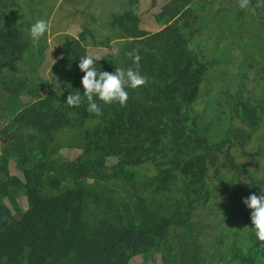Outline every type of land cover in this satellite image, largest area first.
Here are the masks:
<instances>
[{
    "label": "trees",
    "instance_id": "1",
    "mask_svg": "<svg viewBox=\"0 0 264 264\" xmlns=\"http://www.w3.org/2000/svg\"><path fill=\"white\" fill-rule=\"evenodd\" d=\"M170 1L176 11L166 4L154 20L172 29L174 46L184 43L188 63L183 67L161 36L140 29L138 18L111 13V35L102 44L113 42L114 50L98 52L96 66L135 69L129 55L135 49L146 83L127 89L123 107L97 100V116L86 111L77 67L89 55L84 43L65 37L57 65L61 87L43 95L47 83L36 75L38 56L36 63L23 56L21 30L30 24L9 16L18 0H0V88L6 92L0 264H102L104 254L114 264H212L218 255L233 264H264V241L241 202L264 188V39L250 35L242 42L249 19L264 28V7L248 0L239 8L241 0H234L233 11L219 4L205 14L201 0ZM206 22L211 34L203 40ZM214 30L232 34L240 50L250 48L247 63L229 66L240 71L236 81L231 77L235 91L229 69L214 74V63L201 55L215 45ZM16 62L25 65L27 77H15ZM246 71L258 77L259 100L242 98ZM75 91L82 103L70 107L64 101ZM251 139L259 141L255 151L248 149ZM72 152L74 166L64 158Z\"/></svg>",
    "mask_w": 264,
    "mask_h": 264
},
{
    "label": "rangeland",
    "instance_id": "2",
    "mask_svg": "<svg viewBox=\"0 0 264 264\" xmlns=\"http://www.w3.org/2000/svg\"><path fill=\"white\" fill-rule=\"evenodd\" d=\"M153 1L154 5L152 6ZM18 2L19 7H13L11 14H9L15 21H18L20 17L22 22L27 20V22L24 23H28L31 26L37 20L44 19L49 26L46 34L42 36L38 42H33L30 38V27L26 28L27 26H23L21 30L22 33L26 34L25 38L23 37L22 39L25 46L23 51L24 60L27 61V63H36V57L38 56L36 75L40 80L47 83L41 91L43 95L46 94L48 89L56 90L61 87V77L57 72V65L65 56L62 44L65 37L74 38L83 42L84 46L88 48L89 55H96L98 52L107 53L114 50L112 45L113 42L110 44L108 43L106 47L102 44L108 39V36L111 35V28L108 26L111 20V13H130L135 20L136 18L140 20V29L150 34L161 36L168 45L173 46L171 47L175 51V57L179 63H184L183 67L186 66L189 61V57H187L186 60L182 52L184 43L174 46L172 41L175 33L172 29H170L169 26L158 25L154 20V15L159 13L162 6L166 4L173 6L170 0H18ZM200 3L205 4L202 10L205 14L215 12L219 4L230 7L232 11V7L235 6L234 0H201ZM239 8H241V6H239ZM174 11H176L175 7ZM216 18L217 17H215V19ZM245 23L246 25L242 27V30L247 31L248 34L243 36V40L241 39L243 43H248L250 35L254 36L256 40H260L262 37L264 39V28L259 22L251 23L249 19ZM214 33L215 35L213 34L212 42L215 40V45L211 43L210 46L212 47L210 51H203L201 55L205 60L214 63L211 69L212 73L217 74L218 69L227 68V72L229 69V77L234 78L240 71L237 70L236 67L229 66H236L238 63L242 62L247 63L249 59L246 58V54L250 52V48L247 47L240 50L238 44L234 45L238 39H232V34H228V31L224 34L220 33V31L218 32V30H214ZM210 34L211 31L207 34L206 22L203 31L200 33V38L207 40V36ZM81 35L83 39H81ZM235 39L237 41H235ZM213 46H215L214 49ZM36 47L41 49V51L38 52ZM220 53L224 55L221 56ZM187 54L193 58L192 52ZM16 63L17 71L14 73L15 77H27L29 73L25 65L22 62ZM195 70H199L198 66ZM245 75L246 78L243 80V83L247 92L242 94V98L246 99L251 96L259 100V88L256 86L258 77L255 78L254 73L251 71H246ZM237 79L238 77H235V81ZM232 80L231 89L235 91L237 86L235 87L236 83L234 79ZM260 83L262 85L264 81H260ZM214 96L217 97L216 94ZM5 99L6 92L0 88V128L4 120L1 109L4 106ZM27 99L28 98H22L23 101ZM258 142V140L251 139V142L247 145L248 149L255 151ZM260 148L264 150V142L260 144ZM76 157L77 153L74 154L72 152L69 155L67 154L64 158L73 162L74 166L76 164ZM238 161L242 162L241 157L238 158ZM11 174L21 178V174L17 170L11 169ZM259 174L264 177V159L262 158L259 160ZM244 186L247 189V194H249L250 182L244 181ZM255 193L259 194L260 190H256ZM207 234L214 239V233L207 231ZM113 235L115 234H112V236ZM113 238L116 239L115 241L120 242L119 238H115L114 236ZM216 250L221 253L219 246ZM109 256L110 254L103 255L102 264H114L112 259L110 261L108 260ZM219 259L220 255H218V259L216 258L212 264H233L232 262L228 263L225 260L222 261ZM132 264H160V262L158 259L151 262L135 260Z\"/></svg>",
    "mask_w": 264,
    "mask_h": 264
},
{
    "label": "clouds",
    "instance_id": "3",
    "mask_svg": "<svg viewBox=\"0 0 264 264\" xmlns=\"http://www.w3.org/2000/svg\"><path fill=\"white\" fill-rule=\"evenodd\" d=\"M248 0H241L240 6H247ZM257 7H264V0H257ZM48 23L44 19L37 20L29 28V36L33 42H38L48 31ZM137 68H115L114 72L104 71L97 68V57L95 55H84L78 62V69L83 75L80 83L83 88V97L87 100L86 111L100 115V107L97 100L104 104L118 103L124 106L128 100L127 89H135L146 83L145 77L138 70L140 56L134 49L129 53ZM80 91L70 92L65 98V103L78 107L82 103ZM250 210L249 218L255 236L264 241V188L259 194L250 193L241 201Z\"/></svg>",
    "mask_w": 264,
    "mask_h": 264
}]
</instances>
